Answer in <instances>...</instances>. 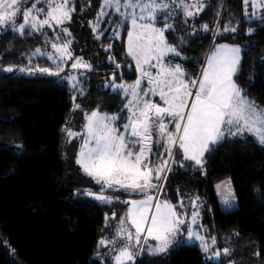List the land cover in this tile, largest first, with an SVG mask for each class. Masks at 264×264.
<instances>
[{
    "label": "trees",
    "instance_id": "1",
    "mask_svg": "<svg viewBox=\"0 0 264 264\" xmlns=\"http://www.w3.org/2000/svg\"><path fill=\"white\" fill-rule=\"evenodd\" d=\"M102 3L71 0L70 36L62 29L55 34L30 28L22 35L10 29L0 33V69H55V62L46 56L33 55L52 39H70L74 52L92 66L81 83L83 95L53 78L0 71V264H109L101 263L94 253L99 250L105 216L115 205L85 195L87 190L98 191L97 184L75 163L77 144L65 131L84 111H120L121 93L99 83L131 82L137 76L126 53V21L120 24L118 36L106 27V18L93 31L90 22ZM205 5L195 18L179 14L168 18L173 27L165 31L167 42L185 56L182 65L195 75L212 42V47L216 41L240 45L234 80L249 99L264 107V19L246 20L242 0H206ZM225 28L236 30L222 33ZM245 29L252 31L244 34ZM76 104L79 109L74 108ZM173 153L178 156L176 149ZM203 159L202 168L193 161L171 166L161 191L169 189L172 201L192 191L203 196L201 224L219 246H228L226 259L235 264H264V145L250 137H225L210 146ZM225 177L231 179L237 200V208L230 211L220 209L214 192V183ZM226 259L209 262L192 243L180 244L166 255L138 258L135 264H226Z\"/></svg>",
    "mask_w": 264,
    "mask_h": 264
},
{
    "label": "snow or ice",
    "instance_id": "2",
    "mask_svg": "<svg viewBox=\"0 0 264 264\" xmlns=\"http://www.w3.org/2000/svg\"><path fill=\"white\" fill-rule=\"evenodd\" d=\"M24 2L25 0H0V26L6 28L11 24L12 30L22 35L26 28L40 31L45 25L52 27V21L56 25H63L66 20H71V13L74 11L70 6L71 0H57L54 7L49 0H45L49 3L48 10L38 8L37 4L33 3L31 8L23 12V22L17 27L16 17ZM250 3L254 9H264V0H244L246 8ZM173 5V11L182 9L186 17L198 14L206 6L203 0H195L192 4H185L184 0H171V4L164 0H103L96 21L90 22L93 31H97L100 17L108 15L105 8H112L124 20H131L132 30L128 31L127 55L135 60L136 70L141 75L133 84L113 86L114 90H123L126 98L131 97L124 106L128 115L122 128L115 126L120 119L119 114L101 113L97 108L84 113L86 123L83 133H73L70 129H65L69 137H81L75 163L85 175L100 185L98 192L87 190L85 195L101 203L113 202L114 198L107 195L109 190L143 197L121 201L129 207L125 216L121 217L115 226L114 237L101 238L98 242V246L118 245V254L114 257L115 264H128L133 261L137 255L134 248L141 240L145 244L149 240L155 241L153 251L156 253L166 252L177 234L182 231L181 225H185V220L181 219L184 214L177 211V205L151 194L153 191L157 194L161 192L159 182L167 179L161 174L166 169L171 171L168 167L169 161L172 164L177 163L173 147L180 151L184 161H193L195 166L202 168L203 157L210 151V146L222 142L225 137H243L248 134L257 143L264 145V107L249 99L234 80L241 60L239 47L217 46L208 56L200 77L196 78L186 73L180 64L172 65L166 62L169 54L180 56L176 46L169 44L164 35L165 31L171 30L173 26L167 23V19L164 21V28H156L154 22L161 13L171 17L173 11L168 9ZM122 8L131 11H121ZM193 8L196 12L190 10ZM136 9H139V13ZM33 12L43 13L44 18L32 15ZM146 19L151 23H138ZM203 27L207 29V25ZM224 30L234 32L236 29ZM62 31L66 36L71 35L66 27ZM251 31L250 29L249 33ZM100 35L102 33L96 38L99 39ZM145 38L147 43H142ZM71 43V40H67L63 45L52 43V48L59 56L52 53H47V56L56 62L55 72L50 68L16 69L15 66L4 67L0 71L12 73L15 70L31 74L38 70L41 73L59 75L63 71L61 64L65 55L68 59L73 58L69 51ZM110 47L111 45L108 46ZM37 54L46 53L37 48L33 55ZM144 65L156 68L157 71L153 75L144 69ZM71 67L90 70L92 66L82 57H76ZM66 78L74 89L77 88L76 77ZM144 79L148 83L146 88L142 87ZM81 94L83 95L82 90ZM150 96H159L164 106L148 99ZM74 108L79 109L80 105L76 104ZM169 125H172L171 129ZM156 146L163 147L164 153H157L158 162H153L150 157ZM165 153L168 159L163 158ZM180 166H184L183 162H180ZM229 196L234 200V195L229 193ZM115 199L119 200L118 197ZM198 200V196L192 200L193 208L197 207ZM222 203L231 207L228 197L224 198ZM183 206V201H180L179 207ZM198 217L199 212L194 211L191 215L192 224H196ZM112 218H115V213ZM107 219L108 217L106 221ZM187 236L189 239L194 237L201 241L203 250L209 251L205 237L194 231L190 225L187 227ZM211 243L215 245V237H211ZM223 254L230 255V250L223 249ZM220 256V251L212 254V258Z\"/></svg>",
    "mask_w": 264,
    "mask_h": 264
},
{
    "label": "rangeland",
    "instance_id": "3",
    "mask_svg": "<svg viewBox=\"0 0 264 264\" xmlns=\"http://www.w3.org/2000/svg\"><path fill=\"white\" fill-rule=\"evenodd\" d=\"M40 1L43 2L45 0H31L26 5L20 7L21 10H20V12L18 13V15L16 17L17 27H18L19 23L23 22V12L26 11L28 8H31V5L33 3L37 4ZM49 2L52 3V6L54 7L55 3L57 2V0H49ZM164 2L171 4V0H164ZM184 2H185V4H192V3L195 2V0H184ZM203 2L205 4L206 0H203ZM44 4L45 5H43V7L42 6L41 7L37 6V7L38 8H44L45 10H48L49 9V3L45 2ZM242 4H243L244 17H245L246 20L264 19V9H262L260 7H256L254 9V8H252L251 3L246 8V6L244 4V0H242ZM173 8H174V5L170 6L168 11H173ZM190 10L193 11V12H196L195 8L190 9ZM121 11H131V9L125 10V9L122 8ZM136 11H137V13H139V9H136ZM105 12H107L108 15L100 17L99 23L97 25V29L101 25L102 21H104L105 18H106V27L110 28L109 31L110 30L111 31H115V33H118V35H119L118 28H119L120 24L122 22H125V21L128 24V31L132 30L131 20H124V18L122 16H120L118 13H116L115 10L112 9V8H105ZM253 12H255V15H253ZM177 14L183 16L184 18H195V17L198 16V14H196V15H194L192 17H186L185 15H183L182 9L177 8V9H175V11H173V14H172L171 17H166L163 13L158 15L157 18H156V21L154 22L155 23V27L156 28H164V23H158V20L165 21V19H168V18L174 19ZM32 15H38L40 19L44 18L43 13L33 12ZM115 16H117L116 19L114 18ZM96 19H97V16H96L94 22L96 21ZM119 19H120V22L118 21ZM68 22L69 21L66 20L63 25H56L55 22L52 21L51 22L52 25H53L52 27H48L47 25H45L43 27V29H41V30L50 31V32H53L55 34V30L56 29H63L65 27L68 29V27H67ZM173 22H174V20H173ZM138 23L139 24H148V23H151V21L146 19V20L138 21ZM7 29L12 30L11 24H9L6 28L3 27V26H0V33H2L4 30H7ZM216 30H217V26L214 28V31H213V34H212V38L214 37V35L216 33ZM225 32H227V31H225V30L222 31V33H225ZM243 32H244V34H250L249 33V29H245ZM118 35H116V36H118ZM164 35H165V33H164ZM165 38H166V36H165ZM211 41H212V39H211ZM53 42L57 43L58 45H63L66 41L61 42V41H56V40L52 39V40H50L47 43V45L44 48H39V49H41V52L46 53L44 56H46L47 58H48L47 53H52V54H54L56 56H59V53H56L55 49L52 48V43ZM141 42L142 43H147V39L145 38ZM212 43H211V45H212ZM211 45H209L208 50L206 52V55H205V57L203 59V62L201 64V66H200V69L198 70L196 75L193 72L192 73L191 72L188 73V71L182 65V61H183L185 56L178 49H177V51L180 52V56L177 57V56H174L172 54H169L167 56L166 62H170L172 65L180 64L182 66V68L185 70L186 73H188L192 78H196V77H200L202 69L206 66V62H207L208 56H210L212 54V52L215 51V48L217 46H219V45H227L229 47L235 46V47H239L241 49L240 45L226 43L225 41H216V42H214L213 47ZM69 51L72 53V57L73 58L72 59H68L67 56L65 55L64 62L61 64V67L63 68V71H61L59 73V75L41 73L38 70H34L31 74H29L28 72L21 73L19 71H15L14 70L12 73H8V74L24 75V76L30 77V78H37V77L53 78V79H55L58 82L67 83L69 85V87H71L73 93L81 94V90L84 93L85 86H84V84H81V83L83 82V80L87 76V74L89 72V69H85L83 67L77 68V69H73L71 67V64L75 61L76 57H82L83 60L85 62H87L88 64H89V62L87 60H85L83 56H81L80 54H77L76 52H74V50L71 47V44L69 46ZM127 51H128V34H127V38H126V53H127ZM130 58H131V60H132V62L134 64V67L136 69L135 60H133L132 57H130ZM153 63H155V61H153ZM21 67L28 68V67H31V66H15L16 69H19ZM143 67H144V69L146 71L152 73L153 75L157 71L156 68H149L148 65H144ZM31 68L38 69V68H41V67H31ZM51 70L53 72H55L57 70L56 69V62H55V69H51ZM140 75L141 74L139 72H137V76H136L135 80H133L131 82H120V83H116V82L113 83L112 82L110 84L107 83V82L99 83V87L104 88V89H109L110 91H119L121 93V95H122L123 105H122L120 111H118L116 113L109 114V115H113V114H119L120 115V119L115 124V126H117V127H121L122 128V125L126 122L125 117H127L128 112L124 108V106L128 102V99H130L131 97L129 96V97L126 98L125 92L123 90H114L113 86L114 85H119V84H133L136 81V79L138 78V76H140ZM68 76L76 77V79L78 81L77 88L74 89L72 87V84L66 78ZM80 85L83 86V87H80ZM142 87H145V88L148 87V83H147L146 79L142 80ZM148 99H151L154 102L160 103L161 106H164L162 101H160L159 96H154V97L150 96V97H148ZM85 112H91V111H84V112H82L80 114V117H75L74 118L73 126H72V128H69L73 133H83L84 132V127L83 126L86 123L85 118H84V113ZM169 128L171 129L172 125H169ZM246 137L252 138V136L248 135V134H245L241 138H246ZM67 138L70 141H73V142H75L77 144V153H76V157H77V154H78L80 146H81V137L77 136V137L73 138V137H69L67 135ZM175 149H176V152L178 154V156L175 157L177 163L176 164H172V162L169 161L168 167H171L173 165H180V162L184 161L183 157H182V154L180 153V151L176 147H173V152L175 151ZM157 153H164V148L161 147V146H156V147L153 148V154L150 157V159L153 162H158ZM163 158L164 159H168L166 153L164 154ZM167 174H168V170L166 169L165 172H163L161 175L162 176H166ZM163 182H164V180L159 182V183H161V187H162ZM166 183H167V181H166ZM218 186H220V187H218ZM97 189L99 191L100 185H97ZM98 191H93V192H98ZM112 192H116V193L114 194ZM214 192H215V195H216V198H217V201H218V205H219L221 210L230 211V210H233V209L237 208V200H236V196H235L234 187H233L231 179L229 177L222 178L221 180L215 182L214 183ZM229 193L234 195V200H231V197L229 196ZM151 194L154 195V196L158 195V198L160 200H165L166 199V200L170 201L172 204L177 205V211L179 213H183L184 214V215L181 216V219L185 220V225H181L182 231L177 234V236L175 237V239L173 240L172 244L169 246V248H168V250L166 252L156 253V252L153 251V248H154V246L156 244L155 241L149 240L148 243L145 244L143 242V240H141L140 244L136 245L135 248H134V251H136L137 255L135 256L134 260L131 261V262H128V264H135V262H136V260L138 258H142L144 256L166 255V254L171 253L180 244H192V243L197 244V246L200 248V250L202 252L203 257L209 262H218V261H221L222 259H226V257L228 255H224L223 254V249L228 248V246L227 245L219 246L217 241H216L215 245H213L211 243V237H213V236L209 235L207 230H206V228L201 224V221H200V219H201V210H202V208H203V206L205 204V199H204L203 196L199 195L195 191H192L190 193H186V194L184 193V194L180 195L176 201H172L171 198H170V190L167 189L166 187H164L163 190L159 194H157L155 191H153ZM107 195L112 196L114 198L112 203L115 205V207L109 213H107L106 216H105V223H104L105 227L103 229V234L99 238L98 242L101 240V238L112 239L114 237L115 226L119 223L120 218L125 216V213L127 212V209L129 207V205L121 203V201L131 200V199H142L143 198L142 196L135 195V194L129 196L128 194L124 193L123 191H111V190H109L107 192ZM197 196L199 197V200L196 202L197 207L193 208L191 202ZM116 197H118L119 200H116L115 199ZM226 197H228L230 199L231 207L225 206L222 203V200L224 198H226ZM90 198L95 200L93 197H90ZM95 201H97V200H95ZM180 201H183V205H184L183 208L179 207ZM97 202H99V201H97ZM194 211H198L199 212V217L197 219L196 224H192V221H191V215H192V213ZM113 213H115V218L114 219L112 218L113 217ZM106 217H108L107 221H106ZM189 225L193 228L194 231H198L201 236L205 237V242L209 245V251L208 252H205L203 250V248L201 247V241L195 239L194 237L191 238V239L188 238V236H187V227ZM200 225H202V227H199ZM144 234L146 235V230H145ZM98 248H99V250L94 253V257L95 258L100 260L101 263L107 262L109 264H115L114 257L118 254V245H116V246H114V245L98 246ZM215 251H220L221 252V256L218 257V258H212V254ZM226 264H235V263L233 261H229V260L226 259Z\"/></svg>",
    "mask_w": 264,
    "mask_h": 264
}]
</instances>
